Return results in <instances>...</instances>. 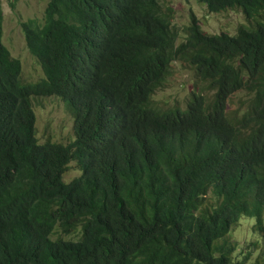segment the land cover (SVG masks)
<instances>
[{
	"label": "trees",
	"instance_id": "obj_1",
	"mask_svg": "<svg viewBox=\"0 0 264 264\" xmlns=\"http://www.w3.org/2000/svg\"><path fill=\"white\" fill-rule=\"evenodd\" d=\"M197 1L244 22L209 34L191 13L182 32L161 0H50L21 24L44 74L24 83L0 0V264H264V0ZM175 63L193 90L164 110ZM49 97L72 142L40 143L33 100Z\"/></svg>",
	"mask_w": 264,
	"mask_h": 264
},
{
	"label": "rangeland",
	"instance_id": "obj_2",
	"mask_svg": "<svg viewBox=\"0 0 264 264\" xmlns=\"http://www.w3.org/2000/svg\"><path fill=\"white\" fill-rule=\"evenodd\" d=\"M50 0H2L4 15V43L12 56L21 60L23 64L22 81L35 83L43 76V71L34 56L30 53L21 24L29 20L43 22L45 11ZM161 4L174 10V24L184 32L190 23V15L194 13L202 28L209 34L228 32L235 34L238 25L244 19L240 13L229 11L221 14H211L205 5L197 0H161ZM195 76L192 70L180 63H175L174 72L168 83L153 97V105L164 110L176 106H183L190 99ZM244 93L238 94L232 101L230 108L241 106ZM33 107L37 116V136L40 143L47 140L67 144L75 138L73 118L66 102L58 97L39 98L33 100ZM81 172L71 163L65 174L67 182L79 177ZM255 220L243 217L238 227L231 233L230 241L239 244L237 251H245L250 243H255L257 237L253 234ZM230 234V235H231ZM242 246V248L240 247ZM236 251V252H237ZM255 257V256H254ZM252 257V258H254Z\"/></svg>",
	"mask_w": 264,
	"mask_h": 264
}]
</instances>
